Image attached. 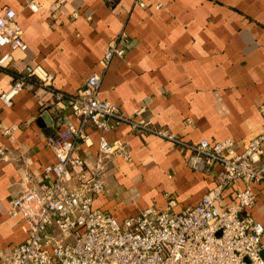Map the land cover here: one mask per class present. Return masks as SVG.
I'll return each instance as SVG.
<instances>
[{"label":"crops","instance_id":"crops-1","mask_svg":"<svg viewBox=\"0 0 264 264\" xmlns=\"http://www.w3.org/2000/svg\"><path fill=\"white\" fill-rule=\"evenodd\" d=\"M28 1L0 0V11L17 13L27 45L25 52L11 53L13 66L0 71V94L25 66L40 65L54 75L52 88L66 95L101 75V100L188 143L231 139L240 151L243 140L264 132V0H113L112 6L101 0H36V13ZM121 33L126 41L117 39ZM114 41L124 56L113 57L103 70ZM5 52L0 48V55ZM67 123L78 124L69 107L33 81L10 107L0 101V250L26 240L27 224L8 215L10 202L25 189L27 174L38 184L43 169L56 162L47 140ZM85 133L93 145L80 144L78 152L93 166L100 133L91 126ZM103 135L109 143L125 144L129 158L109 160L105 193L93 208L119 222L150 207L166 208L167 196L176 201L173 213L192 208L216 184L219 166L208 174L193 170L189 151L170 141L133 132L124 123ZM244 186L238 180L227 187L221 204L231 205ZM255 194L250 215L264 226V183Z\"/></svg>","mask_w":264,"mask_h":264},{"label":"built area","instance_id":"built-area-1","mask_svg":"<svg viewBox=\"0 0 264 264\" xmlns=\"http://www.w3.org/2000/svg\"><path fill=\"white\" fill-rule=\"evenodd\" d=\"M101 1L113 4V0ZM63 2L55 0L56 5ZM27 7L34 13L39 9L36 0L28 1ZM22 34L17 13L2 9L0 48L7 52L0 55V71L13 66L12 52L26 51ZM118 37L127 40L125 33ZM123 56L118 42H112L101 61L103 70L113 57ZM53 80L54 75L40 65L25 66L14 75L10 89L0 94V101L10 107L11 100L33 81L57 103H65L78 121L77 125H62L48 138L56 162L43 169L38 184L27 174L25 189L10 202L8 215L25 220L27 238L6 252L0 250V264H264V226L250 215L256 201L255 186L264 183V132L243 140L240 151L231 139L188 143L101 100L99 74L91 75L73 95L55 91ZM121 123L133 132L151 134L188 150L187 163L195 171L208 174L219 166L216 184L194 207L179 213L172 212L176 201L170 196L166 208L150 207L122 222L94 209L95 198L105 193L109 160L129 158L125 144L109 143L103 135ZM87 126L100 133L93 166L78 152L80 144L86 148L93 145L85 133ZM238 180L245 182L244 188L235 192L231 205H222L224 190Z\"/></svg>","mask_w":264,"mask_h":264},{"label":"water","instance_id":"water-1","mask_svg":"<svg viewBox=\"0 0 264 264\" xmlns=\"http://www.w3.org/2000/svg\"><path fill=\"white\" fill-rule=\"evenodd\" d=\"M263 257H264V254H263Z\"/></svg>","mask_w":264,"mask_h":264}]
</instances>
